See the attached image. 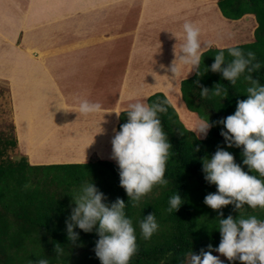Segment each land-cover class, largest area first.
<instances>
[{"label": "crops", "instance_id": "1", "mask_svg": "<svg viewBox=\"0 0 264 264\" xmlns=\"http://www.w3.org/2000/svg\"><path fill=\"white\" fill-rule=\"evenodd\" d=\"M217 7L215 0H0V83L10 87L18 154L32 166L95 156L116 164L120 113L157 93L197 134L200 120L181 97V82L196 71L179 60L183 24L195 22L202 45L223 50L237 46L229 45V25L251 18L230 21ZM79 99L104 111L81 114Z\"/></svg>", "mask_w": 264, "mask_h": 264}, {"label": "trees", "instance_id": "2", "mask_svg": "<svg viewBox=\"0 0 264 264\" xmlns=\"http://www.w3.org/2000/svg\"><path fill=\"white\" fill-rule=\"evenodd\" d=\"M217 6L222 16L230 21H238L247 15L255 18L257 27L253 42L234 47L245 53L250 50L256 53L261 69L253 76L264 84V0H217ZM227 49L223 50L226 60L230 61L232 57ZM219 51L221 49L213 47L204 52L200 69L180 86L187 110L199 120L208 118L214 123L206 138L199 139L183 125L163 94L157 93L147 99L150 104L160 102L167 108L159 118L172 148L165 172L168 184L154 186L138 203L134 204L120 186L118 166L96 156L85 164L32 166L17 151L16 157H10L9 152L17 148L16 139L0 134V264H37L39 258L45 257L49 264H101L94 251L99 239L95 229L86 233L76 227L74 231L79 233V238L74 243L68 240L66 230V220L76 206L72 196L85 182H92L103 192L106 203L120 198L127 204L126 215L133 221L138 245L130 264H179L184 259L182 255L190 250L198 255L201 250L208 251L209 244L218 247L220 212L224 218L232 215L235 219L242 214L264 219V209H251L245 205L238 210L229 205L213 210L204 203L205 196L215 193L217 187L204 179L202 161L205 157L210 158L218 146L225 147L220 135L223 125L215 122L234 114L237 101L247 99V84L243 78L233 86L222 78L221 73L207 71ZM197 71L203 75L198 76ZM217 83L228 87L227 98L211 92L208 96L201 95V88L212 90ZM126 122L127 111H124L119 115L117 130ZM226 150L234 155L244 171L258 175L242 164V148L233 146ZM177 192L183 204L177 211H169L170 197ZM150 213L155 214L159 230L145 240L139 223ZM57 244L64 248V255L59 258L54 251ZM212 254L215 256L216 252ZM224 264H240V261Z\"/></svg>", "mask_w": 264, "mask_h": 264}, {"label": "clouds", "instance_id": "3", "mask_svg": "<svg viewBox=\"0 0 264 264\" xmlns=\"http://www.w3.org/2000/svg\"><path fill=\"white\" fill-rule=\"evenodd\" d=\"M183 34L179 60L189 65L191 71L199 70L204 52L212 45H202L201 28L195 22L186 21ZM227 52L232 57L230 61L226 60L225 51L221 50L207 71L221 73L222 78L233 86L243 78L247 84V99L237 101L234 114L215 122L223 125L220 135L225 147L218 146L210 158L205 157L202 161L204 179L217 187L215 193L205 196L204 203L213 210L229 205L238 210L245 205L251 209H264V84L253 76L261 69V63L251 50L245 53L239 47H229ZM176 59L171 68L173 73L176 71ZM197 75L203 74L197 71ZM210 92L227 98L229 89L222 83H217L212 90L201 88L203 96H208ZM78 110L88 115L103 112L104 108L99 102L79 99ZM166 111L164 103L160 102L131 103L127 122L121 125L112 139V158L120 169V186L134 204L154 186L168 184L165 172L172 145L159 118V114ZM213 126L208 118L201 119L196 133L206 138ZM233 146L243 149L242 164L258 175H250L241 164L236 163L234 155L226 150ZM72 198L76 206L66 220L68 240L74 243L79 238V233L74 231L76 227L86 233L95 229L99 239L94 251L101 264H130L138 245L133 221L126 215L125 201L117 198L113 203H106L104 193L92 182H85ZM169 204V211H177L183 204L181 195L178 192L172 195ZM219 218L221 240L218 247L213 248L209 244L208 251L201 250L198 255L190 250L182 255L184 259L179 264H224L219 256L212 254L213 251L229 262L239 260L240 264H264V219L242 214L235 219L232 215L224 218L222 212ZM139 227L143 238L150 239L159 230L155 214L143 217ZM54 251L57 258L64 255L60 244ZM37 264H49V259L39 258Z\"/></svg>", "mask_w": 264, "mask_h": 264}, {"label": "rangeland", "instance_id": "4", "mask_svg": "<svg viewBox=\"0 0 264 264\" xmlns=\"http://www.w3.org/2000/svg\"><path fill=\"white\" fill-rule=\"evenodd\" d=\"M215 3L217 4V0H215ZM202 15L203 14L199 10H197L196 18L200 19ZM250 17L251 18L245 17L244 21L240 19L241 21H239L237 23H232L229 25V27H230L229 28V35H231L234 39V42H229L230 46H233V45L238 46L241 43L243 45V44L253 42L254 31L257 27V22H256L254 17H252V16H250ZM224 37L223 38L219 37V39H221L220 41H224L225 40ZM9 94H10V87L8 86L7 83L1 82L0 83V134L6 138H12V137L15 138V133H14V129H13V122H12V103H11V96ZM171 98L173 100H175V104L178 105L177 101H179V97L174 98L172 96ZM180 119L186 128L189 127L188 122L186 120H184L185 118L184 119L180 118ZM192 119L195 120L194 117H192ZM195 135H197V134H195ZM13 151L14 152H9L10 157H16V154H15L16 150H13ZM102 161H104V160H102ZM113 165L118 166V163H116V164L113 163ZM215 256H219L220 259L224 263H231L227 260L226 257L222 256L218 252H216Z\"/></svg>", "mask_w": 264, "mask_h": 264}, {"label": "bare ground", "instance_id": "5", "mask_svg": "<svg viewBox=\"0 0 264 264\" xmlns=\"http://www.w3.org/2000/svg\"><path fill=\"white\" fill-rule=\"evenodd\" d=\"M172 96H173L174 98H177V96H176V95H171V97H172ZM190 124H192V122H190Z\"/></svg>", "mask_w": 264, "mask_h": 264}]
</instances>
